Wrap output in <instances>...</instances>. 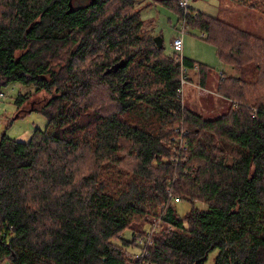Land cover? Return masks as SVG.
Here are the masks:
<instances>
[{"label": "trees", "instance_id": "obj_1", "mask_svg": "<svg viewBox=\"0 0 264 264\" xmlns=\"http://www.w3.org/2000/svg\"><path fill=\"white\" fill-rule=\"evenodd\" d=\"M240 1L264 14V0ZM156 2L179 26V0ZM189 13L237 71L220 78L231 103L218 116L181 99L182 67L198 66L203 85L214 70L159 48L136 0L8 2L0 93L20 83L50 97L35 109L44 129L0 141L1 264H131L125 250L154 219L167 227L153 264H206L213 251L214 264H264V37ZM30 94L16 97L20 112ZM169 190L206 207L180 218Z\"/></svg>", "mask_w": 264, "mask_h": 264}, {"label": "rangeland", "instance_id": "obj_2", "mask_svg": "<svg viewBox=\"0 0 264 264\" xmlns=\"http://www.w3.org/2000/svg\"><path fill=\"white\" fill-rule=\"evenodd\" d=\"M9 1L0 0V19H2ZM156 1L136 0V7L142 10V18L145 20L143 32L147 35L162 36L165 52L172 53L174 51L172 41L180 35L178 26L179 15L174 8ZM189 6L209 15L219 16L225 21L264 37V14L247 7L240 0H190ZM202 33L203 31L199 28L191 27V30L185 34L183 56L206 64L214 71L209 72L204 82L205 85L202 83V75L198 66L186 72V82L182 85L181 99L188 108L201 113L207 118L218 116L228 109L231 101L218 93L217 86L223 74H235L237 71L222 62L216 45L206 39L207 33L204 37L201 36ZM176 57H178L177 53ZM2 92L6 96L1 98L0 141L4 133L12 139L27 141L35 129H44L46 127L48 123L47 117L40 111L35 110L42 107L45 100L49 99L50 96L46 92L38 93L35 91V87L24 86L20 83L8 85L3 88ZM27 92L31 93L30 99L24 104V112H20L15 104V99L19 93ZM85 162H88V160ZM125 163L129 164V168H131L130 160L125 161ZM86 166H89V164ZM175 206L180 218H186L193 207H206L203 202H195L193 204L185 200L175 204ZM166 227V224H161L158 231L155 232L154 228L156 226H153L150 235L147 238L139 237L140 239H135L134 243L127 248V252L137 253L139 249L141 251L147 241L152 240L156 234L163 232ZM169 229L171 228L169 227ZM125 235L128 237L130 232ZM145 235L147 236V233ZM141 239H143L142 242L138 243ZM147 245L150 247L152 244L148 242ZM216 254V251L211 252L206 264H214Z\"/></svg>", "mask_w": 264, "mask_h": 264}, {"label": "built area", "instance_id": "obj_3", "mask_svg": "<svg viewBox=\"0 0 264 264\" xmlns=\"http://www.w3.org/2000/svg\"><path fill=\"white\" fill-rule=\"evenodd\" d=\"M179 4L185 10V15L179 24L180 35L173 39L172 46H173L174 50L177 52V55H178L177 60L182 62L183 57H184L183 56L184 36H185V34H187L191 30V25H190L189 20H188V16L190 14L189 13V7H190L189 6V0H179ZM201 36L202 37L206 36V32H203L201 34ZM182 71H184L182 79H181V82L183 85V83L186 82V79H185L186 70L183 69V67H182ZM182 90H183V88H181V95H182ZM5 96H6L5 93H3V92L0 93V106L2 104L1 98H4ZM169 193H170V199L172 200L173 203L177 204V203H180L182 201L180 197L173 196L171 194L170 190H169ZM161 224H163V223H161L160 220L154 219L153 222L149 226V230L147 231V236L145 235V236L140 237V238H147L150 235L151 228L153 226H156V228H154V231L155 232L158 231V228L160 227ZM152 234H153V232H152ZM140 238H138V239H140ZM153 238H154V236H153ZM142 240L143 239H141V241H138V243L142 242ZM148 242H150V244H152L153 239L150 241H147L145 243L144 248H141V251L139 249V252H137V253H132L129 251L127 252V249L125 250V254H127V256L129 258H131V260H132L131 264H153L147 259V257L149 256V247L147 245ZM2 264H5V263H2ZM8 264H11V263H8Z\"/></svg>", "mask_w": 264, "mask_h": 264}, {"label": "water", "instance_id": "obj_4", "mask_svg": "<svg viewBox=\"0 0 264 264\" xmlns=\"http://www.w3.org/2000/svg\"><path fill=\"white\" fill-rule=\"evenodd\" d=\"M155 42L157 43L158 47L161 48L163 46V39L160 35L154 37Z\"/></svg>", "mask_w": 264, "mask_h": 264}, {"label": "crops", "instance_id": "obj_5", "mask_svg": "<svg viewBox=\"0 0 264 264\" xmlns=\"http://www.w3.org/2000/svg\"><path fill=\"white\" fill-rule=\"evenodd\" d=\"M189 4H190V0H189Z\"/></svg>", "mask_w": 264, "mask_h": 264}, {"label": "bare ground", "instance_id": "obj_6", "mask_svg": "<svg viewBox=\"0 0 264 264\" xmlns=\"http://www.w3.org/2000/svg\"><path fill=\"white\" fill-rule=\"evenodd\" d=\"M149 247V246H148Z\"/></svg>", "mask_w": 264, "mask_h": 264}]
</instances>
